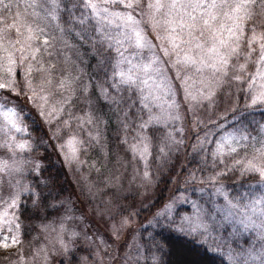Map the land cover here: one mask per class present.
Instances as JSON below:
<instances>
[{
    "label": "rangeland",
    "instance_id": "1",
    "mask_svg": "<svg viewBox=\"0 0 264 264\" xmlns=\"http://www.w3.org/2000/svg\"><path fill=\"white\" fill-rule=\"evenodd\" d=\"M154 2L140 0L135 8L102 5L109 13H101L105 19L97 24L99 18L81 0L83 23L110 58L111 92L86 77L82 49L74 51L82 43L80 30L75 29L73 38L63 35L56 23V0H3L8 8L0 5L7 18L0 29L7 23L19 28L0 41V83L15 89L0 90V234L9 238L6 247L0 241V264H78L64 245L86 257L83 264H156L151 234L159 226L196 237L231 264H264V175L259 171L264 170V124L259 133L248 135L224 117L233 107L228 102L231 90L234 96L240 83L248 87V105L264 104L252 103L264 91V64L233 56L228 75H213L205 65L219 67L218 57L209 51L219 43L212 39V29L201 28L204 9L194 13L198 23L189 36L188 29L181 31L168 21L185 12L181 5L195 0H177L175 9L170 7L173 0H160L164 7L158 11L148 7ZM112 13H131L134 20ZM221 23L228 26L232 21L221 15L213 27ZM242 23L246 42L251 21ZM133 29L141 33L145 46H137ZM220 38L228 39V33ZM45 39L49 47L35 51ZM197 43L203 47L196 48ZM173 44L179 45L175 51ZM21 49L28 57L23 65ZM240 50L246 51L245 43ZM185 56L197 63H176ZM240 64L246 65L245 71L234 72L232 65L238 69ZM236 75L240 80L229 79ZM120 86L135 93L142 112L130 136L131 158L112 166L104 156L97 159L104 121L95 117V110L98 98L119 99ZM77 99L85 101L77 105ZM13 108L15 115L9 112ZM27 113L41 126L39 135L26 125ZM148 127L158 128L154 138L144 133ZM48 146L63 162L69 192L52 218L41 214L32 237L25 240L19 207L30 191L27 173L39 172L43 161L38 149ZM253 167L257 170H250ZM234 171L238 176L257 173L258 178L232 186L223 176ZM159 178L177 189L145 215L140 209L154 198ZM5 226L10 231L3 232Z\"/></svg>",
    "mask_w": 264,
    "mask_h": 264
},
{
    "label": "trees",
    "instance_id": "2",
    "mask_svg": "<svg viewBox=\"0 0 264 264\" xmlns=\"http://www.w3.org/2000/svg\"><path fill=\"white\" fill-rule=\"evenodd\" d=\"M57 14L56 23L64 30L63 35L73 38L75 29L80 30L82 43L75 45L74 51L82 49L81 55L85 59L83 70L86 77L93 81V84L111 92V83L109 76L110 58L102 52L100 44L93 41L92 30L86 23H81L85 18L81 6V0H56ZM48 24V16L43 20ZM87 22V21H86ZM53 24L52 21L49 22ZM77 48V49H76ZM78 54H80L78 52ZM80 55V56H81ZM107 57V59H106ZM81 60V59H80ZM92 84V91H95ZM231 90V89H230ZM248 87L240 83L236 93L233 96L231 90L228 102H233L232 108L224 114L228 118L230 125L242 130L248 135H255L261 130L264 124V104L250 106L246 103L245 93ZM116 94H118L116 92ZM119 99L107 102L102 98L97 99L95 117L102 118L103 128L98 137V143L102 147V152H98L97 159L105 157L113 166L119 165L131 158L129 150L130 136L134 133L135 128L139 126L141 118V105L134 92L129 93L125 86H120ZM85 101V100H84ZM84 101L77 99V105ZM98 109V110H97ZM24 121L31 132L39 135L42 131L41 126L35 123L31 113L24 115ZM145 134L154 138L157 135V127H148L143 130ZM156 150L155 142L152 150ZM39 154L43 161V166L38 173H27V182L30 187L28 194L22 197L19 207L20 223L26 233L23 237L29 240L32 237L37 222L41 220L43 213L47 219L52 218L59 209L61 203L68 195L69 183L67 172L61 159L54 154L50 146L39 147ZM105 153V154H104ZM111 157V159H109ZM229 172L223 176L232 186L236 183H246L256 180L257 173L246 172ZM236 182V183H235ZM176 186H168L167 181L161 178L155 180V196L140 211L145 215L153 213L161 204L169 198ZM152 243L155 245L157 255L156 264H231L218 251L208 247L196 237L177 232L169 226H159L151 234Z\"/></svg>",
    "mask_w": 264,
    "mask_h": 264
},
{
    "label": "snow or ice",
    "instance_id": "3",
    "mask_svg": "<svg viewBox=\"0 0 264 264\" xmlns=\"http://www.w3.org/2000/svg\"><path fill=\"white\" fill-rule=\"evenodd\" d=\"M53 3H55V0H53ZM140 0H128L127 3H125V0H101V3H97L96 0H84V7L87 9H90L93 14L98 17L97 24H100L105 17L101 13H109L108 7H102V5L105 4H122L126 8H135L139 6ZM0 5H3L4 9L8 8V5L3 3V0H0ZM177 0H173V3L170 5L172 9L177 8ZM149 8H155L157 11L164 7V5L160 2V0H155L154 3L148 4ZM181 7H184L186 10L183 13H177L175 17L170 19L168 21L169 24L176 23L179 25L181 31L184 29H188L189 36L192 35V30L196 29L198 20L197 15L194 13L197 12L198 9H204L203 13H200V20L202 21L201 28L202 29H212L213 36L212 39L217 40L219 43V47L216 46L214 43L212 47L209 49L210 52L215 53L216 57H218L217 63L219 64V67H217V64H206L205 66L210 67L213 69V75L216 73H223L224 75H228L227 73V67L229 64V57H236L237 61L243 57L246 61L251 60V62L255 64H264V0H195V2H190L187 5H181ZM191 9L188 11L187 9ZM214 10H220L219 12ZM112 15H115L117 17H124L123 13H112ZM171 16V12L169 13ZM223 16L227 18L228 20L232 21V24L225 26L223 23L220 24L219 28H214L213 25L217 22L219 16ZM127 20H134V17L131 15V13H128L126 17ZM6 19L3 16V13L0 12V25H5ZM251 21V23L248 26V32L249 36L246 39L244 37V24L242 21L244 20ZM84 21L81 20V23ZM257 29H262L261 31H257ZM9 30H14L15 32L19 33V28H15V26L12 23H7L6 26L2 29H0V41L8 39L7 33ZM175 28L172 29L173 32H175ZM200 32V35L202 36L204 34L203 30L197 29ZM36 31L42 33V29L37 28ZM135 32V29H133ZM228 33V39H221L220 37L223 35L224 32ZM136 35V44L138 47L145 46L146 41H143V38L141 36L140 32H135ZM16 43H19V41H16ZM100 43L103 45L104 40L101 39ZM245 43L246 51H241V44ZM255 44L256 47H252V45ZM29 47H31L29 45ZM40 47H44L47 49L49 47V41L45 39L43 41V44L38 46L35 51H39ZM111 47V45H109ZM179 47V45L173 44V50ZM203 46L199 43L196 44V48H202ZM223 48L224 51L221 52L220 49ZM6 51V49H5ZM23 49L20 50L21 53V65H23V60L27 59L28 57L23 55ZM169 53L167 50H165V55H168ZM255 54V57L253 56ZM33 58L34 55H33ZM203 62V61H202ZM13 63H15L13 61ZM176 63L178 64H196L197 62L194 59H191L188 56H185L184 60H177ZM246 68L245 64H240L239 68H236V65H232L233 71H239L244 72ZM8 71H11V69H8ZM123 75V74H121ZM229 79H235L240 80V76H230ZM128 83H132L131 78L127 81ZM5 88H9L12 92L15 91L12 86L6 85L4 83H0V90H3ZM3 93L0 92V95ZM31 100V97H29ZM258 101L264 102V91L260 93L256 98L252 100L253 104H256ZM2 107V106H0ZM9 112H11L13 115H15V109H9ZM143 127V125H141ZM18 131H21L22 129L17 128ZM73 142L69 141V144L71 145ZM21 148H24L25 145H20ZM75 151V148H73V152ZM250 170L256 171L254 167ZM261 171V174L264 175V170ZM10 231V229L5 226L3 229V232ZM73 236H76L77 233H73ZM8 236L0 234V241L5 242V247L7 246ZM15 236L12 237V243H16ZM64 249L66 252H71L70 259H74L78 262V264H83V261L86 260V257H80L75 254V252L72 250V248L69 245H64ZM63 264V262H62Z\"/></svg>",
    "mask_w": 264,
    "mask_h": 264
}]
</instances>
